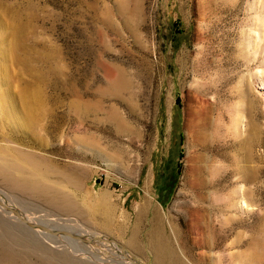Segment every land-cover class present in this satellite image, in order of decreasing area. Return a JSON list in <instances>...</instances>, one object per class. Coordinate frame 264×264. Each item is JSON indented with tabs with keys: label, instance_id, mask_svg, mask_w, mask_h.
I'll use <instances>...</instances> for the list:
<instances>
[{
	"label": "rangeland",
	"instance_id": "rangeland-1",
	"mask_svg": "<svg viewBox=\"0 0 264 264\" xmlns=\"http://www.w3.org/2000/svg\"><path fill=\"white\" fill-rule=\"evenodd\" d=\"M0 65V98L14 108L12 119L0 108V147L56 171L31 190L27 173L0 169L7 206L84 239H114L140 264H154L156 207L180 228L187 263L236 264L228 254L241 248L213 239L204 220L195 234L184 204L201 203L184 185L197 183L202 157L205 165L239 157L235 142L218 141L237 121L244 139L251 118L264 183V0H0ZM118 69L130 81L120 94L109 90ZM258 199L264 219V184ZM146 200L154 207L138 220ZM5 210L0 264H132L107 241L48 239ZM136 229L139 250L129 245ZM246 229L237 231L247 239Z\"/></svg>",
	"mask_w": 264,
	"mask_h": 264
},
{
	"label": "bare ground",
	"instance_id": "bare-ground-1",
	"mask_svg": "<svg viewBox=\"0 0 264 264\" xmlns=\"http://www.w3.org/2000/svg\"><path fill=\"white\" fill-rule=\"evenodd\" d=\"M117 71L118 72L115 78L110 81L109 90L113 91V93L115 92L120 94L121 91H124L129 88L130 81L128 80V78H126L124 72H122L119 69ZM257 78H258V83L260 82L261 85L264 86V82H262L260 77ZM254 106H256L255 101H252L250 104H248V108L251 111L254 108ZM0 108H3L1 112L3 116H5L8 119H12L14 108L11 104L8 105L7 107L4 106L0 98ZM34 111L35 109L34 110H31V108L27 109V116L32 117ZM237 123H238L236 128L237 131H232L229 128L228 129L225 128V137H224L225 140L220 139V141H218L217 146L218 147L222 146L224 148L227 147V145L225 144H226V140L229 139L230 141L235 142L234 145L235 144L238 145L240 156L232 160L230 164L219 163L220 165L219 164L213 165L214 162L213 159H209L207 161L210 165L208 164L205 165L206 160H203L202 157V165L200 168L201 175H199L198 179L196 180L197 183L193 185V183L185 182L186 184L184 185L185 189H187V187H191L194 190H196L197 193L196 197L202 205L200 204L198 208L191 209V205L189 203H185L184 207H186L191 212L193 218L192 221L198 223L197 231L195 232L196 235H201V233L199 232L202 230V227H200V222L204 220L205 223L207 224L206 228L209 231L210 235H212L213 239L216 240L218 237L223 236L224 243L227 242L226 244L227 249H230L231 247L237 249L241 248L237 252H233V253L231 252L230 255L228 254L229 258L233 263L264 264V219H261L257 212L259 191L261 190V185L264 184V183L262 184V180H261L262 172H260L258 155L256 153V147L258 146L260 141V126L255 122L253 118H251L249 120V124L247 123L248 124L247 135L244 139H242L241 137V135H243L242 134L243 125L241 124L242 121L241 122L237 121ZM31 125H33V121L30 122V126ZM238 127H241V129L238 130ZM124 129L125 131L128 130L127 128ZM236 137L241 138V140L236 141L235 139ZM7 149L8 148L0 147V169L2 170V172H4L6 176H7L6 173L8 172L10 174L16 173L14 174V176L17 174L25 175L27 173L26 175L31 176V178L28 181L33 185L30 186L33 187L30 188L31 190L34 189V186L36 187V185L40 181L42 182V180L46 179L47 173L48 174L51 173V175L54 173L55 175L56 171L51 169V167L49 168V166H47L49 169L43 171L44 169L40 167L41 166L40 161L38 160L39 162H37L35 160L34 154H31V152H26L24 150H21L20 148L15 149L17 160H12L9 158V153ZM58 173L60 176L62 175L65 177V182H67L68 184L72 183V185L74 184V186L76 185V189H78L77 187L79 186L74 179H72L71 177L68 178V176H66L64 173L63 174L61 172ZM206 174L210 176L209 179L206 178L207 176ZM10 176L12 178V175H8V177ZM10 179L8 178V180ZM47 181H49V179ZM50 181L49 183H52V181L51 182ZM56 184L59 185L60 183L56 182ZM43 185L44 184H42V186ZM26 187L28 188V185H26ZM56 187L52 189L55 190ZM36 189L39 190V188ZM205 191H210V193L211 194L213 193L214 195L213 194L211 195L209 192H205ZM182 193L183 191L180 192L181 195ZM54 194L56 193L54 192ZM54 200H56V198ZM58 200H60V198ZM58 200H56V202ZM60 203L58 201V204ZM178 204L179 202L176 203L175 207H177ZM0 206L2 208L4 207L8 212H10L8 209L9 206H7L3 200H0ZM245 206L247 207L248 210L247 214H249L247 215L249 216V220L247 223L245 222L247 218L244 220L242 216L243 209H246L244 208ZM151 207L154 206L152 205L151 202H149V200H146V203L139 211L138 220H140L143 215H146ZM9 208L14 209L12 207ZM213 214L217 215L216 216L217 218H214ZM22 216L28 219L30 222L35 223V220L29 219L23 213ZM152 219H153L154 230L150 233L148 242H149V248L151 249V252L154 255V260H153L154 264H189L186 262L189 259V255L183 247L182 240L179 239L180 235L178 230L180 228L177 225L173 224L170 218L167 217L164 210L162 209L159 210L156 207H154ZM244 222L246 224H244ZM245 226L248 229V234L245 232L247 234V239L243 234L244 231L243 232L237 231L239 228L241 229ZM137 232L138 230L136 229L129 240V245H132L133 247L135 246L136 249L139 248ZM206 246L209 247V245L207 244ZM122 254L121 256H123ZM202 255H204V253H201V256ZM129 256L132 257L130 254ZM124 257L128 260L126 256Z\"/></svg>",
	"mask_w": 264,
	"mask_h": 264
},
{
	"label": "water",
	"instance_id": "water-1",
	"mask_svg": "<svg viewBox=\"0 0 264 264\" xmlns=\"http://www.w3.org/2000/svg\"><path fill=\"white\" fill-rule=\"evenodd\" d=\"M8 209L10 212L14 213L20 219V222H22L25 226H27V228L33 231H35L36 229H39L41 232V235H43L44 237L48 239L57 238L60 236V237L67 239L71 243H74V244L83 243L86 245L91 244L94 241H107L108 243L121 247L123 255L126 256L130 262L134 264H139L133 257L129 256L128 250L121 243H119L118 241L114 239H104V238H98V237H94L91 239H84L80 235L75 234L72 231L68 230L66 227H55V226L51 227L40 221L32 223L28 219L24 218L22 214L20 213V211L11 209L9 207Z\"/></svg>",
	"mask_w": 264,
	"mask_h": 264
}]
</instances>
